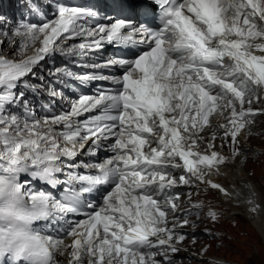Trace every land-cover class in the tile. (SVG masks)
I'll return each mask as SVG.
<instances>
[{"label": "snow or ice", "instance_id": "1", "mask_svg": "<svg viewBox=\"0 0 264 264\" xmlns=\"http://www.w3.org/2000/svg\"><path fill=\"white\" fill-rule=\"evenodd\" d=\"M23 7L0 17V264H178L190 218L221 219L201 193L264 219L235 178L264 135V0ZM44 94L60 111L37 119Z\"/></svg>", "mask_w": 264, "mask_h": 264}, {"label": "rangeland", "instance_id": "2", "mask_svg": "<svg viewBox=\"0 0 264 264\" xmlns=\"http://www.w3.org/2000/svg\"><path fill=\"white\" fill-rule=\"evenodd\" d=\"M7 51L8 49L5 48V53ZM257 122H260V120H257ZM259 127H262V124ZM260 132L264 134V130H260ZM248 145H250L253 152L257 151L259 155L256 158L249 157L244 166L248 176L258 183L259 190L264 193V135L259 136V138L253 136L249 140ZM210 197L216 202H221L215 195ZM235 212L239 214L225 212L229 219L235 220V222L221 224L223 231H225L222 236V243L220 238L210 240L202 234L196 233L200 230V225L196 224L197 226L193 227L195 229L193 235L197 237L196 242L195 244L192 243V236L190 235L185 241L187 246L191 250L196 251L197 255H200L204 247L210 246L207 253L203 254L205 257H220L227 260L230 264H264V242L262 236L260 237V234L251 226L240 210ZM232 236L234 240L231 239Z\"/></svg>", "mask_w": 264, "mask_h": 264}, {"label": "bare ground", "instance_id": "3", "mask_svg": "<svg viewBox=\"0 0 264 264\" xmlns=\"http://www.w3.org/2000/svg\"><path fill=\"white\" fill-rule=\"evenodd\" d=\"M8 10L10 11V9L8 8ZM12 26V25H11ZM10 26V28H11ZM16 39H19L18 37ZM258 130H264V124H262V127H259ZM252 131H255V130H252ZM259 138V137H258ZM252 145V144H251ZM246 147H250V145H246ZM251 148V147H250ZM235 178L236 179H244L247 183L251 184L254 186V189L255 191L257 192L258 195L260 196H264V193L261 192L259 190V185L258 183L251 179L249 176H248V173L246 172V169H245V166H244V170H243V173L241 172H237L235 174ZM221 183H225L226 185L228 186H231V183H232V179L229 178L227 180H224L222 179L220 181ZM263 193V194H262ZM226 205H229V203H225ZM234 210H240V212L242 213V215L248 219L249 223L251 224V226L256 229V231L260 234V237L262 236V240L264 242V219H261V218H257V219H249L245 210H244V206L242 207H239V208H235ZM190 228L189 231L190 232H193V228L192 227H188ZM62 264H65L64 260L62 261ZM201 264H204V262H202Z\"/></svg>", "mask_w": 264, "mask_h": 264}]
</instances>
